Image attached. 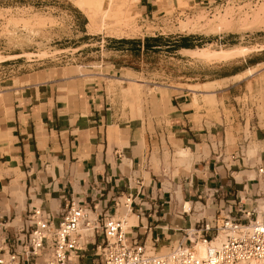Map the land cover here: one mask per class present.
I'll return each mask as SVG.
<instances>
[{"label": "crops", "instance_id": "1", "mask_svg": "<svg viewBox=\"0 0 264 264\" xmlns=\"http://www.w3.org/2000/svg\"><path fill=\"white\" fill-rule=\"evenodd\" d=\"M187 1L188 6L179 7L178 0H137L138 23L161 27L167 21L194 18L198 10L207 8V1L217 5L227 0ZM230 35L235 34L227 37H233ZM146 37H111L107 51L115 57L130 54L141 59L144 55L161 53L165 48L181 56L184 64L192 65L200 60L193 63L195 57L191 52L208 50L205 46L219 44L225 36L203 39L202 34L172 32L171 38H158L165 37L163 34ZM131 41L138 45H131V49ZM105 43L103 40L99 47L103 49ZM83 47L73 49L76 60H82L78 51ZM235 48H247L249 52L229 60H214L208 67L214 72L208 74L216 78L206 83L197 82L200 75L194 73L179 77L175 84H159L150 78L142 82L138 77H150L154 73L146 72L143 66L140 70L129 67L120 58L92 66L64 65L68 56H63L22 75L21 84L8 87L0 94V227L9 228L12 233L23 230L35 208L57 215L71 199L85 203L90 209L96 206L100 215L116 217L123 212L120 203L118 207L116 203L130 194L132 206H128L127 219L135 216L138 220H133L136 225L129 227L128 239L154 245L160 236L173 230V215L179 209H183L182 216L191 211L193 202L187 199L198 193L202 198L211 197L217 191L216 197L222 198L220 202L226 210L239 204L256 209L254 201L261 200L255 196L264 197V174H260L264 158L262 164L255 166L246 165L244 158V162L238 160L234 162V169L240 171L232 174L227 170L230 168L218 163L227 151L223 147L233 122L223 113V108L227 103L236 106L243 102L247 86L245 93L238 92L248 77L227 82L225 87L205 94L189 88L233 81L251 69L264 66V44L235 45L225 50ZM12 57L20 59L25 55ZM78 68L89 70L82 74L76 72ZM117 80L142 83L155 90L158 102L167 97L166 113L153 114V98L149 99L150 109L144 118H132L130 112L117 109V97L111 92V82ZM204 96L223 100L224 107L218 106L222 115L209 113ZM198 99L201 110L195 106ZM233 134L236 141L241 138L240 132ZM181 150L189 152L187 157L179 156L181 161L188 162L183 165H188L189 170L175 165L174 159L169 160L167 168V154L173 157ZM154 157L159 162L158 169L153 166ZM246 166L249 169L243 168ZM252 172L256 177L250 178ZM138 180L142 186L137 185ZM177 188L183 195L179 201ZM215 198L207 201L213 204Z\"/></svg>", "mask_w": 264, "mask_h": 264}, {"label": "rangeland", "instance_id": "2", "mask_svg": "<svg viewBox=\"0 0 264 264\" xmlns=\"http://www.w3.org/2000/svg\"><path fill=\"white\" fill-rule=\"evenodd\" d=\"M78 1L0 0L1 95H3L2 91L8 87L21 84L22 80L20 77L22 75L41 69L42 63L48 65V60H57L63 56H68V59H65L63 63L64 65H81L80 63H83V65L92 66H98L103 61L108 63L120 58L129 67L140 70L141 66H143L147 69L146 72L154 73L150 77H138L139 79L137 80L142 82L150 78L159 84L163 82L175 84L179 77H190L194 73L200 75L197 78V82L206 83L216 78L213 74H208L209 72H214V69L208 70V67L214 60L224 61L236 56H242L249 52V49L235 48L234 50L236 51H232L229 54L224 53V55L220 53L221 51L223 52V50L235 45L250 47L256 43L264 44V0H232L230 2L227 0L224 3L220 2L217 4L213 11L202 8L198 10L194 18L180 19L173 22L167 21L161 27L150 24L143 26L142 23H138L140 13L138 11V2L135 0H120V2H117L119 0H93L92 2L101 14L98 22H92L86 16L85 12L77 6ZM188 4L187 0H178L179 7H185ZM107 8L109 9L108 12H106ZM105 12L107 15L104 18L103 14ZM102 17L103 19H101ZM106 17L107 20L105 21ZM172 32L202 34L203 37L200 38L203 39H214L215 35L225 37L219 44L205 46L208 50L191 52L192 56L195 57V60L192 61L193 63L196 60H200L199 63L192 65L184 64L181 56L173 55L171 49L165 48L160 50L161 53L144 55L141 59L136 58L135 55L130 56V54H127V57H121L122 55L115 57V55L111 56L109 54V50L107 51L111 47L108 44L112 40L111 37L136 38V36H140L143 38L145 36L147 38L146 36H150L151 38L152 36L163 34L165 37L158 38H171L170 34ZM232 33L235 34L230 35L233 37H227L228 34ZM234 38L237 40H234ZM103 40H106V43L102 49L99 46L103 45ZM166 41L170 42L169 39H166ZM98 42L101 44L99 45ZM132 42L130 46L135 44H132ZM164 46H168V44H164ZM81 47L83 48L78 51V55L82 54V60H76V51H73V49ZM259 49H263V47ZM240 50H243V53L241 52L240 54ZM19 54L25 55V57H22L23 59L12 57ZM71 54L73 55L71 56ZM29 60L35 61L34 63H29ZM77 70L76 72L78 73L86 74L89 69L78 68ZM253 70L251 69L252 73L249 70L242 75L243 77H238L239 79L235 78L233 81L210 83L211 86L208 83L197 85L198 87H189L192 90L195 89V91L203 90L205 94L209 91L225 87L227 82L239 81L248 77V80L243 81L242 87H239L238 93L240 91L245 93L247 91L245 90V86L248 88L247 95L243 97V102L240 105L234 106L232 103H227V106L224 107L223 100L218 101L215 97L213 99H211L212 97H203L210 114L217 113L218 116L222 115L218 111V106H222L224 107L223 113L233 121L231 123L232 126H230L231 129L228 132V141L226 144L224 143L223 147L227 151L218 160V163L222 164V167L224 166L226 169L230 168L227 169L230 174L240 171V169H234V162L238 160L243 161L244 158L246 165L255 166L258 163L262 164V159L264 158V66ZM141 84L136 80L131 82H124L122 80L111 82V92L117 97V109L121 108L125 112H130L132 118L136 116L144 118L150 109L149 99L153 98V114H165L167 110V97L158 102L155 90ZM206 85L208 89H206ZM200 86H203L204 89L201 88L199 90ZM199 103L198 99L195 106L198 110H201L202 108L199 107ZM235 132H240L241 134V138L237 141L233 134ZM237 147L238 149H231ZM166 157V160H168L166 162L167 168L170 166L169 160L174 159L175 165L179 167L185 166L189 170L188 165H183L188 162L181 161L178 152L173 157L170 154H167ZM176 158L178 161H176ZM155 159L154 157L152 160L153 166L158 169L159 162ZM248 166L243 168L249 169ZM254 177H256V173H250V178ZM231 179L234 180L233 177ZM175 190L179 201V197H183L182 191L180 188ZM199 196L203 195L198 193L196 197L194 195L188 197L187 200L193 202L190 213L182 216L183 209H179L173 215L172 221L175 222L173 230L160 236L159 244L154 245L157 253L170 252L180 243L185 242V238H195L199 242L197 238L200 234L196 232L198 226L207 219L215 218L216 212L219 210L227 209V207H224V203L220 202L222 198L218 199L216 197L215 199L217 200L212 204L207 201V199L209 200L208 197L199 198ZM120 202V209L123 212H119L116 219L125 220L128 218V209L125 208L127 197H123ZM130 204L131 202L127 203V205ZM259 204L263 206L261 210L264 212V201L259 202ZM178 216L183 217V219H179ZM148 246H153V243H149ZM188 246H191L189 241Z\"/></svg>", "mask_w": 264, "mask_h": 264}, {"label": "built area", "instance_id": "3", "mask_svg": "<svg viewBox=\"0 0 264 264\" xmlns=\"http://www.w3.org/2000/svg\"><path fill=\"white\" fill-rule=\"evenodd\" d=\"M206 4V10L210 11L216 5L210 1ZM260 174H264V169L260 170ZM137 185L142 186L141 180L137 181ZM217 193H212L208 198H215ZM123 197H127L128 202L132 199L130 194ZM255 197L264 201L261 195ZM254 202L256 209H247V204H239L231 210L222 209L215 218L202 222L196 230L200 234L197 239L205 247V254L200 255L191 238H185V242L168 253H154L148 249L146 242L128 239L122 220L115 216L100 215L96 206L90 209L85 203L71 199L66 202L64 211L57 215L35 208L29 214L28 225L23 230L12 233L9 228L0 227V264L263 262L264 212L258 210L259 201ZM119 203L121 204L120 201L116 203L117 207ZM130 205L132 206V201ZM221 236L222 242L214 244ZM188 241L191 246H188ZM158 244L157 239L154 245Z\"/></svg>", "mask_w": 264, "mask_h": 264}, {"label": "bare ground", "instance_id": "4", "mask_svg": "<svg viewBox=\"0 0 264 264\" xmlns=\"http://www.w3.org/2000/svg\"><path fill=\"white\" fill-rule=\"evenodd\" d=\"M93 0H79L78 1V4H77V6H79V8L83 11V12H85V14H86V16H88L89 17V19L92 21V22H98V19H99V16H101V14L99 13V11H98V9L96 8V6L94 5V3L92 2ZM99 1V0H98ZM135 1H137V0H135ZM139 1V0H138ZM117 2H120V0L119 1H117ZM107 11L106 12H108L109 11V9L107 8L106 9ZM105 12V14H103L104 15V18H105V15H107V13ZM102 15V16H103ZM111 17V16H110ZM109 17V18H110ZM101 19H103V17L101 18ZM107 20V17H106V19H105V21ZM104 21V20H103ZM104 21V22H105ZM113 21V20H112ZM243 49V48H242ZM232 51H236V50H223V52L221 51L220 53H223V55H224V53L225 54H229L230 52L232 53ZM239 51V50H238ZM243 51V50H242ZM241 50H240V54H241V52H242ZM245 51V50H244ZM236 53V52H235ZM243 53V52H242ZM210 54H211V52H210ZM237 54H238V52H237ZM204 55V54H203ZM205 55H207V54H205ZM222 55V54H221ZM234 55V54H233ZM220 56V55H219ZM227 56V55H226ZM212 58V57H211ZM251 71V70H250ZM252 71H254L253 69H252ZM252 71H251V73H252ZM238 77H243L242 75H240V76H238ZM236 78V79H239V78ZM208 84V83H207ZM209 85H210V83H209ZM211 86V85H210ZM191 87V86H190ZM196 87H198V86H196ZM206 87V89H208L207 88V85L205 86ZM192 88V87H191ZM194 88V87H193ZM201 88L202 89H204L203 88V86L201 87L200 86V89L199 90H201ZM195 90V89H194ZM197 92H202L203 93V90L202 91H197ZM257 152V151H256ZM178 155L180 156V157H187V156H189V152L187 151V150H181L179 153H178ZM190 164V163H189ZM244 200H245V198H244ZM247 201V200H246ZM131 201H127L126 202V205H125V208H127L128 210H129V205H127V203H130ZM262 205V204H261ZM263 206H260V204H259V206H258V210L261 212V213H263L262 212V210H261V208H262ZM131 211V210H130ZM262 215L260 216V219H262ZM133 220H138V219H136V217L134 216L132 219H125V220H122L123 222H124V229H125V231L126 232H130L129 231V227H131V226H134V225H136V224H134V221ZM193 231V230H192ZM191 231V232H192ZM193 240V242L195 243V246H196V249L199 251V253H200V255H204L205 254V247H204V245L199 241V242H197L196 241V239L194 238V239H192ZM222 240H223V237L221 236V237H219L217 240H215L214 241V244H220L221 242H222ZM148 249L150 250V251H152V252H154V253H157L156 251H157V249L154 247V246H148ZM161 251V250H160ZM168 253V252H167ZM164 254V253H163ZM238 264H264V261L263 262H241V263H238Z\"/></svg>", "mask_w": 264, "mask_h": 264}, {"label": "trees", "instance_id": "5", "mask_svg": "<svg viewBox=\"0 0 264 264\" xmlns=\"http://www.w3.org/2000/svg\"><path fill=\"white\" fill-rule=\"evenodd\" d=\"M146 48H147V45H146Z\"/></svg>", "mask_w": 264, "mask_h": 264}]
</instances>
